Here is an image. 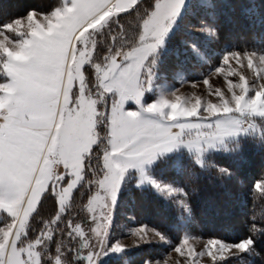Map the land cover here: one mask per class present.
<instances>
[{
    "label": "rangeland",
    "instance_id": "374dc122",
    "mask_svg": "<svg viewBox=\"0 0 264 264\" xmlns=\"http://www.w3.org/2000/svg\"><path fill=\"white\" fill-rule=\"evenodd\" d=\"M211 3H213L212 0H181L168 25V30L162 37V42L155 47V50L159 49L157 54L160 50L163 51L168 46L166 42L168 35L176 27H180L182 33L177 36L178 41L173 44L174 47L172 42L170 45L172 51L176 52V62L173 59H167L166 68L164 66L166 71L161 74L157 73L153 66L144 68L146 74L143 72L141 84H139L138 76L132 80L126 78V70L134 63L133 61L129 62L123 71L122 79L128 81L125 85L113 86L111 90H106L105 84L109 83V80L106 82L100 74L94 87L89 85L87 79V82L84 81L87 65L97 69L94 58L98 44L106 42L103 32L113 27L114 17L121 12L109 16L101 24H93L91 28L79 31L77 39L72 43L64 73V84L70 78L69 73L72 72L80 81H78L80 88H86L88 84V94L91 95L86 94L87 98L85 97L84 103L81 104V163L79 167L73 168L74 175L69 185H66L67 187L58 195L59 205L56 216L64 212L74 191L86 178L87 157L84 153L88 156L93 147L101 142L103 137L99 126L105 122L107 129L102 164L93 165V169L95 167L93 179H91L93 194L87 203L84 220L74 223V230L83 236L86 264H89L88 257L93 251L96 252L93 264H107L109 261L113 264L117 261L122 264H222L246 251L233 247L230 251L221 254L216 252L215 246L209 249L208 241L210 240H218L225 245L234 246L250 239L229 242L216 237L199 236L193 228L173 239L155 226L140 222L127 198L124 197L122 200L121 196L123 190L129 191L134 185L149 186L164 197L165 201H170L181 210L184 223L186 220V228L193 221L192 205L181 181L177 182L175 175L170 173L171 167L176 169L182 167L181 162L186 159V156L181 152L186 151L192 154L199 163H202L211 152L228 150V146L230 147L240 136L248 135L244 141L249 138L264 140V115L260 114L264 112V49L231 48L223 54H218V57L212 53L209 55L213 51L212 46L221 44L218 34L216 35V24L212 19V12L208 9ZM62 6L63 4L51 11L30 10L25 16L7 23L8 28H0V69H2V72L0 70V100L8 97L11 93L10 89L14 86L9 66L20 69L22 73L28 53L38 39L44 36L49 26H55L56 29L55 20L58 19L57 15ZM184 11L185 15L180 24L178 20ZM134 27L133 25L131 29L128 28L129 32L123 35V40L118 41L117 48L132 46L136 40H139L137 46L142 42L141 47H151L153 41L149 39L143 25L138 37L133 32ZM205 44L211 46L209 53L206 49H202ZM124 51H116L110 56L111 58L109 57L110 62L113 59H117V63L122 62L121 56L124 57V54L131 50ZM3 54L7 56L5 62H3ZM5 70H8L7 74H4ZM115 72V69L111 71L112 74ZM5 80L7 81L4 82ZM138 93H142L139 104L135 100ZM130 113H136L149 121L170 125L171 128H184L180 133L184 142L177 144L173 150L166 153L158 152L142 168H128L113 201L111 187L106 184L104 160L106 156L116 154L114 142L120 131L122 115ZM92 130L96 131V143L93 144L92 149L88 150V144L91 145L94 138L89 133ZM56 136L53 138L52 145L50 140L48 141L47 148L48 146H51V150L55 148ZM189 143L192 147L188 146ZM54 165L53 168L56 169V164ZM38 172L39 169L35 172V177ZM60 176L61 173L58 170L56 177L62 180L64 175ZM34 181L35 178L33 183ZM60 183L61 181H57V188ZM154 184L167 186L173 191L171 193L161 191ZM32 214L26 221V229L31 222ZM39 223L43 227L35 230L38 232L35 239H30L26 237L28 234L26 230L19 233L23 218L17 220L11 217L4 221L0 225V253H3L4 245L7 248L9 245L13 246L18 239V247L22 248L28 263L40 264L42 251L49 248L57 233L59 217ZM141 228L145 229L144 233H140ZM98 239L105 241L103 249L98 245ZM185 240H187L186 244ZM57 241L61 242L59 239ZM177 247H182V253L175 251ZM58 250L53 264H66L65 248L59 246ZM210 251L216 252L215 260L209 254ZM0 264L6 263L0 261ZM9 264L12 263L9 262Z\"/></svg>",
    "mask_w": 264,
    "mask_h": 264
},
{
    "label": "trees",
    "instance_id": "16d2710c",
    "mask_svg": "<svg viewBox=\"0 0 264 264\" xmlns=\"http://www.w3.org/2000/svg\"><path fill=\"white\" fill-rule=\"evenodd\" d=\"M208 9L216 24L220 45H203L209 55L218 57L229 50L242 47L264 49V0H212ZM64 0H0V28L7 23L25 16L30 10L51 11ZM156 0H139L131 9L121 12L113 19V27L103 32L105 43H99L93 66H86V79L91 87L95 86L100 68L104 67L116 51L132 50L139 40L129 47L117 48L118 41L128 33L134 25V34L139 36L143 21L154 10ZM183 15L178 21L181 24ZM130 22V24H129ZM131 25V26H130ZM182 33L175 28L167 37L166 48L151 56L146 62V68L152 67L157 73L166 71L167 59L176 60V52L172 46L177 36ZM218 40V41H219ZM172 42V46L171 45ZM111 49V50H110ZM178 54V53H177ZM3 54V62L6 60ZM176 62V61H175ZM154 63V65H153ZM186 64V61L183 63ZM2 72V69H0ZM146 74L145 71H143ZM4 79V77H3ZM2 79V80H3ZM102 140L94 146L86 159V178L72 195V199L64 212L58 213V200L50 188L40 199L27 226V238L35 239L43 225L39 222L49 221L59 217L52 242L40 256V264H53L59 246L66 250V264H86L83 253V236L74 230V223L84 220L87 203L93 194L91 179L95 171L93 165L102 164V152L106 143V123L99 126ZM248 135L238 137L226 151H213L199 163L195 156L182 151L186 156L180 169L172 168L177 182L181 181L187 198L192 205L193 221L185 228L181 210L170 201H165L149 186H135L121 193L122 200L132 205L137 219L164 231L173 239L180 237L190 228L199 236L216 237L229 242L243 239L252 241L248 250L234 256L222 264H264V140L249 138ZM240 141V143H239ZM239 143V144H238ZM237 144V145H235ZM233 150V151H232ZM168 158V157H167ZM159 164V163H158ZM0 225L11 217L0 212ZM56 216V217H55ZM35 217V218H34ZM189 227V228H188ZM195 227V228H194ZM60 240L61 242L57 241ZM58 242V243H57ZM62 244V245H61ZM57 251V252H56ZM64 252V249H62ZM107 264H113L109 261ZM115 264H122L118 262Z\"/></svg>",
    "mask_w": 264,
    "mask_h": 264
},
{
    "label": "crops",
    "instance_id": "0c3cea01",
    "mask_svg": "<svg viewBox=\"0 0 264 264\" xmlns=\"http://www.w3.org/2000/svg\"><path fill=\"white\" fill-rule=\"evenodd\" d=\"M132 3L127 0H64L58 19L55 20L56 29L55 26H49L44 36L38 39L28 53L21 73L24 77V90L13 86L9 91L10 95L0 100V212L7 213L12 219L23 218L19 233L26 230V221L35 211L43 194L51 188L58 200L59 193L69 185L74 175L73 168L79 167L81 163V104L87 98L86 94L90 93L88 94V84L86 88H80L79 80L72 72L64 84L72 43L77 39L79 31L91 28L93 24H101L104 19L117 12L131 9ZM128 7L130 8L127 9ZM140 43L124 54V57L121 56L122 62L117 63V59L110 62V57L105 68L100 70L99 74L103 75V79L106 82L109 80L105 84L106 90L128 83L127 77L122 79L123 71L145 49ZM158 50L149 53L148 59L157 54ZM148 59L141 61V69L137 73L139 84ZM113 69L116 70L115 74L111 73ZM84 81L87 82L86 77ZM172 128L174 134L181 133L184 129ZM89 133L94 138L92 144H88V150L96 143V131ZM54 136L55 148L51 150V146L47 148V144L50 140L52 145ZM86 154L84 156L87 157ZM54 164L56 169L53 168ZM58 170L61 176L64 175L62 180L56 177ZM57 181H61L59 188ZM18 243L17 239L13 246L9 245L7 248L4 245L3 253H0L1 262L30 264Z\"/></svg>",
    "mask_w": 264,
    "mask_h": 264
},
{
    "label": "snow or ice",
    "instance_id": "6c2138e0",
    "mask_svg": "<svg viewBox=\"0 0 264 264\" xmlns=\"http://www.w3.org/2000/svg\"><path fill=\"white\" fill-rule=\"evenodd\" d=\"M127 2L132 3V0H127ZM180 2L181 0H156L154 3V10L149 13L148 17L143 22V27L147 30L149 39L153 42L150 48H145L140 51L136 61L126 70V76L129 80L135 79L137 73L141 69V61L146 58L148 59L149 53H152L156 45L162 42V37L168 30V25L175 15ZM136 3L137 0H135V3H132V6L136 5ZM129 8L130 7L127 9ZM4 27L8 28L9 26L4 25ZM9 67L13 76V85L20 87L23 91L25 85L21 70L12 65ZM141 95L142 93H138L135 96L137 104L140 103ZM149 111H151V108H149ZM260 114L264 115V112ZM183 142L181 134H174L172 128L169 126L143 119L136 113L122 115L120 131L117 133L116 142H114L116 154L108 155L104 160L106 166L105 174L107 177L106 184L111 187V199L113 201L115 200V193L128 168H142V166L150 162L158 152L168 151L172 147ZM188 146L192 147V144L189 143ZM154 186L168 193L173 191V189L167 186H161L159 184H154ZM102 218L104 219L103 216ZM139 231L140 233H144L145 229L141 228ZM97 243L101 249H103L105 241L103 239H98ZM184 243L186 244L187 240H185ZM251 243L252 241L248 240L238 245L230 246L218 240H210L208 241V247L211 249L212 246H215L216 252L223 254L226 251H230L233 247L240 250H247ZM117 249L119 250V245H117ZM175 251L182 253V247H177ZM216 252L210 251L209 253L213 256L214 260ZM95 255L96 252L93 251L88 257L89 264H93Z\"/></svg>",
    "mask_w": 264,
    "mask_h": 264
},
{
    "label": "clouds",
    "instance_id": "9594fccd",
    "mask_svg": "<svg viewBox=\"0 0 264 264\" xmlns=\"http://www.w3.org/2000/svg\"><path fill=\"white\" fill-rule=\"evenodd\" d=\"M8 73V70H5V73L4 74H7Z\"/></svg>",
    "mask_w": 264,
    "mask_h": 264
},
{
    "label": "built area",
    "instance_id": "2783aa9c",
    "mask_svg": "<svg viewBox=\"0 0 264 264\" xmlns=\"http://www.w3.org/2000/svg\"><path fill=\"white\" fill-rule=\"evenodd\" d=\"M55 166V165H54Z\"/></svg>",
    "mask_w": 264,
    "mask_h": 264
}]
</instances>
